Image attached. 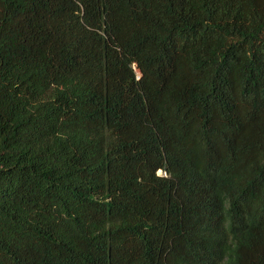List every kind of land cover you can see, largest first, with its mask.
Masks as SVG:
<instances>
[{
  "label": "trees",
  "instance_id": "1",
  "mask_svg": "<svg viewBox=\"0 0 264 264\" xmlns=\"http://www.w3.org/2000/svg\"><path fill=\"white\" fill-rule=\"evenodd\" d=\"M0 264H264V0H0Z\"/></svg>",
  "mask_w": 264,
  "mask_h": 264
}]
</instances>
